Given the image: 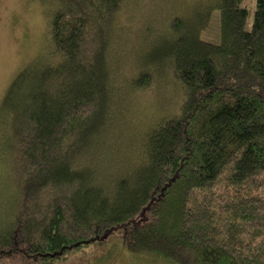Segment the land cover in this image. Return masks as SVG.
<instances>
[{
	"label": "trees",
	"instance_id": "1",
	"mask_svg": "<svg viewBox=\"0 0 264 264\" xmlns=\"http://www.w3.org/2000/svg\"><path fill=\"white\" fill-rule=\"evenodd\" d=\"M45 1L49 53L0 105L16 175L0 257L23 245L51 264L119 230L151 262L264 264V0L250 28L246 0H205L197 16L179 9L155 35L143 25L132 79L117 73L119 15L139 0ZM215 19V38H203ZM155 76L181 101L137 134L113 108Z\"/></svg>",
	"mask_w": 264,
	"mask_h": 264
},
{
	"label": "rangeland",
	"instance_id": "2",
	"mask_svg": "<svg viewBox=\"0 0 264 264\" xmlns=\"http://www.w3.org/2000/svg\"><path fill=\"white\" fill-rule=\"evenodd\" d=\"M204 4L205 0H139L138 4L134 2L124 7L119 15V20L122 21L119 22L121 29L118 32L119 39L122 42L125 39V50L119 51V56L123 57L120 71L117 73H123L125 77L132 79L138 70V68L135 69L137 66L133 61L136 59L133 54L134 49L129 48L140 41L142 44L147 43L149 36L142 38L138 36L140 27L144 25L145 29V26H151L149 30L150 32L153 30L155 35L159 29V21L166 29L165 23H168L170 16H173L177 10L185 9V16L190 14L197 16ZM245 7L249 13L247 26L250 28L254 21L256 0H246ZM51 18L52 10L45 0H0V105L14 77L29 62L49 53ZM125 24H129L130 27L123 30ZM155 24H157L156 27ZM217 26L215 19L203 32V38L214 39ZM154 44H156L155 40L152 42V45ZM165 44L159 43L157 49L159 45L164 49L167 47ZM135 62L138 60L136 59ZM165 81V78L160 79L155 76L151 86L146 89H134L127 92L123 98V95L119 96L120 92H118L119 97L116 96L118 98L113 114H121L122 119L127 118L137 122L133 125L137 134L147 126L154 125L161 116L176 110L181 101V92L170 82ZM2 127L3 125L0 124L1 130ZM5 151L6 146L0 143V221L3 223V226H0L1 234L4 227L3 233L8 231V224L6 225L8 222L5 223V221L8 216V219L10 218L14 209L10 203L14 202L13 197L16 192L13 162ZM89 156H85L87 162L94 164L102 161L105 164V160L99 161ZM122 238L121 231H114L104 241L77 249L66 258L58 259L51 264H162L132 254ZM24 252L23 245H18L14 253L10 251L8 255L0 257V264H42Z\"/></svg>",
	"mask_w": 264,
	"mask_h": 264
}]
</instances>
